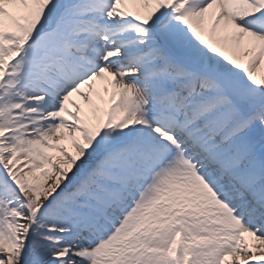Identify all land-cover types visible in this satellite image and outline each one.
<instances>
[{
	"label": "snow or ice",
	"instance_id": "snow-or-ice-1",
	"mask_svg": "<svg viewBox=\"0 0 264 264\" xmlns=\"http://www.w3.org/2000/svg\"><path fill=\"white\" fill-rule=\"evenodd\" d=\"M264 0H0V264H264Z\"/></svg>",
	"mask_w": 264,
	"mask_h": 264
},
{
	"label": "bare ground",
	"instance_id": "bare-ground-1",
	"mask_svg": "<svg viewBox=\"0 0 264 264\" xmlns=\"http://www.w3.org/2000/svg\"><path fill=\"white\" fill-rule=\"evenodd\" d=\"M261 72L264 73V68L261 69Z\"/></svg>",
	"mask_w": 264,
	"mask_h": 264
}]
</instances>
